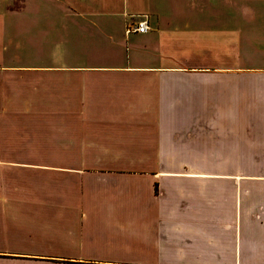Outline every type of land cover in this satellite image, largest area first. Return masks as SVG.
<instances>
[{
	"label": "crops",
	"instance_id": "1",
	"mask_svg": "<svg viewBox=\"0 0 264 264\" xmlns=\"http://www.w3.org/2000/svg\"><path fill=\"white\" fill-rule=\"evenodd\" d=\"M126 256L264 264V0H0V264Z\"/></svg>",
	"mask_w": 264,
	"mask_h": 264
},
{
	"label": "rangeland",
	"instance_id": "2",
	"mask_svg": "<svg viewBox=\"0 0 264 264\" xmlns=\"http://www.w3.org/2000/svg\"><path fill=\"white\" fill-rule=\"evenodd\" d=\"M179 158H181V160L179 159L180 160L179 162L183 161V159H184V161L187 159V157H179ZM236 158H237V161H238L236 163H237L238 166L242 167L243 174H249L251 157L244 156V157H236ZM233 159H234V157H227L228 161L229 160H233ZM123 261L125 263H127V264H138V258L130 259V258H128V256H126V259H123Z\"/></svg>",
	"mask_w": 264,
	"mask_h": 264
},
{
	"label": "built area",
	"instance_id": "3",
	"mask_svg": "<svg viewBox=\"0 0 264 264\" xmlns=\"http://www.w3.org/2000/svg\"><path fill=\"white\" fill-rule=\"evenodd\" d=\"M146 29H147V26H146L145 20H138L135 23L126 26L124 31L125 33H129L132 31L142 33V32H145Z\"/></svg>",
	"mask_w": 264,
	"mask_h": 264
}]
</instances>
